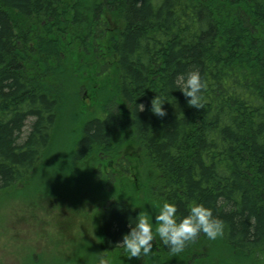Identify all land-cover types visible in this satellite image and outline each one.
<instances>
[{
    "label": "trees",
    "instance_id": "obj_1",
    "mask_svg": "<svg viewBox=\"0 0 264 264\" xmlns=\"http://www.w3.org/2000/svg\"><path fill=\"white\" fill-rule=\"evenodd\" d=\"M194 70L207 84L202 108L179 89ZM83 92L94 114L80 109ZM156 96L164 116L151 111ZM68 126L77 138L63 168L91 166L107 186L93 255L78 264H264V0H0L1 201L29 189ZM124 142L155 170L150 182ZM164 201L182 216L192 203L212 209L223 235L128 258L117 244L129 220Z\"/></svg>",
    "mask_w": 264,
    "mask_h": 264
},
{
    "label": "rangeland",
    "instance_id": "obj_2",
    "mask_svg": "<svg viewBox=\"0 0 264 264\" xmlns=\"http://www.w3.org/2000/svg\"><path fill=\"white\" fill-rule=\"evenodd\" d=\"M80 100L82 111L96 112V101L90 100L85 92L81 93ZM30 124L31 120L24 129V136ZM70 127L63 128L57 135L50 158L31 180L28 190L20 186L14 196L11 191L2 193L5 197L0 200V264H24V258L31 253L44 256L46 260H66L67 264H78L92 257V244H96L94 217L100 204H105L101 196L107 186L103 183L102 190L98 188L91 166L75 169L68 160L69 165L63 168L60 161L64 160L65 144L77 138L74 127ZM121 147L122 154L133 158V167L140 166L143 176L140 174L139 178L145 176L150 182L155 170L147 168L142 152L141 158H136V144L128 146L124 142ZM137 169L128 173L132 179L135 172L140 173ZM154 242L156 244L157 238ZM201 251L205 250L201 248ZM213 258L205 264H218L215 255Z\"/></svg>",
    "mask_w": 264,
    "mask_h": 264
},
{
    "label": "clouds",
    "instance_id": "obj_3",
    "mask_svg": "<svg viewBox=\"0 0 264 264\" xmlns=\"http://www.w3.org/2000/svg\"><path fill=\"white\" fill-rule=\"evenodd\" d=\"M206 88L207 84L199 71L194 70L186 77H181L179 89L185 97L190 98L188 103L196 108L203 107L202 98ZM163 102L156 96L151 101V111L158 116H164ZM139 107L143 110L144 105ZM128 227L130 230L123 234L117 246L121 247L128 258H141L152 254L157 237L171 253L176 254L183 252L201 233L210 240L217 239L223 235L224 224L222 220L214 217L212 209L203 204H190L188 214L182 216L176 203L164 201L154 216L147 211H141L134 220H129ZM97 264H111V261L105 255H98Z\"/></svg>",
    "mask_w": 264,
    "mask_h": 264
},
{
    "label": "flooded vegetation",
    "instance_id": "obj_4",
    "mask_svg": "<svg viewBox=\"0 0 264 264\" xmlns=\"http://www.w3.org/2000/svg\"><path fill=\"white\" fill-rule=\"evenodd\" d=\"M159 239V237H157ZM163 244L160 240L157 241V246ZM158 248V247H157ZM116 264V263H115ZM177 264V263H176Z\"/></svg>",
    "mask_w": 264,
    "mask_h": 264
}]
</instances>
